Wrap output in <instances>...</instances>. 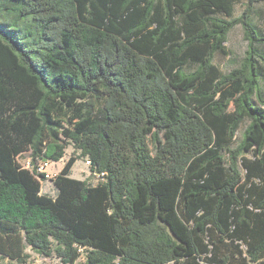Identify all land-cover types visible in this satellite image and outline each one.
<instances>
[{
	"label": "trees",
	"instance_id": "trees-1",
	"mask_svg": "<svg viewBox=\"0 0 264 264\" xmlns=\"http://www.w3.org/2000/svg\"><path fill=\"white\" fill-rule=\"evenodd\" d=\"M240 1L0 0V264H264V0Z\"/></svg>",
	"mask_w": 264,
	"mask_h": 264
},
{
	"label": "rangeland",
	"instance_id": "rangeland-1",
	"mask_svg": "<svg viewBox=\"0 0 264 264\" xmlns=\"http://www.w3.org/2000/svg\"><path fill=\"white\" fill-rule=\"evenodd\" d=\"M247 0H241L239 4L236 6L235 16H240L246 6ZM255 14H254V22L256 27L260 32L264 34V1L258 2L254 6ZM248 47V41L245 39L244 29L242 25H237L234 29L229 33L228 41L226 42V48L229 51V54H217L215 58V63L220 67L223 72H229L235 67H238L245 56V52ZM262 51L264 53V46L262 47ZM264 73V69H263ZM262 87L264 88V74ZM248 123H245L241 126L234 147H236L242 140L243 133L247 127ZM71 155H79V152L75 150L72 145H69L66 149V155L59 161H53L51 170L54 173H59L61 168L63 167L65 161ZM251 156V155H250ZM29 160V154H24L20 157V162L22 164H26ZM71 177L76 179H87L92 183L97 182V176L93 175L90 170L89 165L86 163L85 158H80L74 164ZM42 191L44 193H49L50 195H55L57 192V188L55 187L52 181L44 182L42 186ZM26 264H65L63 263L57 256L53 255L51 257L41 256L37 253H32L31 258ZM75 264H86V257L81 256Z\"/></svg>",
	"mask_w": 264,
	"mask_h": 264
},
{
	"label": "built area",
	"instance_id": "built-area-1",
	"mask_svg": "<svg viewBox=\"0 0 264 264\" xmlns=\"http://www.w3.org/2000/svg\"><path fill=\"white\" fill-rule=\"evenodd\" d=\"M53 161L50 159H41L37 164H36V175L39 179H41V176H44L47 181L52 180L56 177L57 173H54L53 170H51ZM87 164L90 163L89 160L86 162ZM29 166V163H27Z\"/></svg>",
	"mask_w": 264,
	"mask_h": 264
},
{
	"label": "crops",
	"instance_id": "crops-1",
	"mask_svg": "<svg viewBox=\"0 0 264 264\" xmlns=\"http://www.w3.org/2000/svg\"><path fill=\"white\" fill-rule=\"evenodd\" d=\"M43 190V189H42Z\"/></svg>",
	"mask_w": 264,
	"mask_h": 264
}]
</instances>
